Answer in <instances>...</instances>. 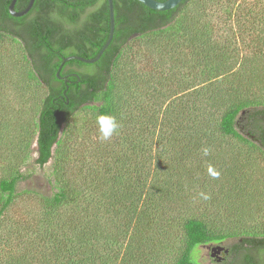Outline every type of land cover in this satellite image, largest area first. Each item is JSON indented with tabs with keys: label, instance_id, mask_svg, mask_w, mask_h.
<instances>
[{
	"label": "trees",
	"instance_id": "16d2710c",
	"mask_svg": "<svg viewBox=\"0 0 264 264\" xmlns=\"http://www.w3.org/2000/svg\"><path fill=\"white\" fill-rule=\"evenodd\" d=\"M11 1L0 0V43H18L19 57H5L0 76L38 103L32 123H18L21 152H6L0 118V230L28 198V220L6 234L29 237L40 257L7 235L0 264H200V246L225 242L222 264H264V0L168 11L114 0L101 58L62 68L104 47L108 0H36L23 17ZM84 108L119 128L76 152L72 173L70 123ZM35 139L36 164L54 162L49 195L21 188Z\"/></svg>",
	"mask_w": 264,
	"mask_h": 264
},
{
	"label": "rangeland",
	"instance_id": "374dc122",
	"mask_svg": "<svg viewBox=\"0 0 264 264\" xmlns=\"http://www.w3.org/2000/svg\"><path fill=\"white\" fill-rule=\"evenodd\" d=\"M18 47V43L9 37H6L0 43V64L4 63L5 57H19L17 55L19 52ZM3 66L4 65H2V67ZM33 90L34 89H24L22 86L19 88L13 74L7 78L5 76H0V114L3 116L0 118L2 120L5 119L6 121L10 120L7 124L9 127V133H7L9 138L5 144V148L9 149H7L6 152L10 150L21 152L22 150L21 146L23 144L17 141V126L18 123L25 124L26 126L27 124L30 125V123H32V118H35L34 109L38 102L30 95ZM70 126H74L76 130H74V135L71 137L70 142L67 143L71 152V160L68 158L66 165L73 173L72 169L76 165L74 160L81 158L77 156L76 152L80 151L83 153L85 149L92 147L95 142H97L98 137L101 136L95 112H92L89 109H81L73 120H71ZM37 148L38 144L35 139L32 144V157L28 160L23 169V172L28 178L21 183V188L32 189L39 193L49 195L52 193L50 180L53 177L52 171L54 162L52 160L45 167H39V165L36 164V158L38 156ZM1 156L3 155L0 154V157ZM2 166L3 161L0 159V175L2 174ZM26 199L28 198H24L21 200L22 202L8 211L5 217L6 222L0 230V239H3V237L5 238L8 235L13 239L12 241L15 245H19V248L22 247L30 254H33V256L40 257V255H38L39 249L36 246H33V242L29 237L6 234L16 223L25 224L28 220L26 211L32 204ZM213 245L214 243L200 246L197 251L194 252L195 259H197L200 264H218L210 256L211 249L209 247H212ZM224 245H229V242H225ZM163 264H174V259H165Z\"/></svg>",
	"mask_w": 264,
	"mask_h": 264
},
{
	"label": "water",
	"instance_id": "95a60500",
	"mask_svg": "<svg viewBox=\"0 0 264 264\" xmlns=\"http://www.w3.org/2000/svg\"><path fill=\"white\" fill-rule=\"evenodd\" d=\"M17 1L18 0H12L9 5V12L13 17H23L27 15L32 10L36 0H29L27 7L22 11H16L15 7H16ZM136 1H139L142 4L146 5L147 7L153 10H156V11H168V10H172L176 8L184 0H167L165 2H160L157 0H136ZM108 3H109V12H110V34H109L106 44L101 49L97 57H95L94 59H86L80 56H70L64 59L61 65V68L65 62L70 61V60H79V61H83L89 64L96 63L101 58V56L104 54V52L107 50V48L110 46L113 40L114 34H115V8H114V0H108ZM222 253H225V254L229 253V249L226 248L225 245L215 244L211 247L210 256L211 258L215 259L217 262H220L222 260L220 258L218 259V257L221 256Z\"/></svg>",
	"mask_w": 264,
	"mask_h": 264
},
{
	"label": "clouds",
	"instance_id": "9594fccd",
	"mask_svg": "<svg viewBox=\"0 0 264 264\" xmlns=\"http://www.w3.org/2000/svg\"><path fill=\"white\" fill-rule=\"evenodd\" d=\"M97 124L99 126V133L103 140L110 139L113 134L117 132L119 128V124L117 123L115 117L110 115H100L97 117ZM205 154H207V150H205ZM208 199L207 196L204 197Z\"/></svg>",
	"mask_w": 264,
	"mask_h": 264
},
{
	"label": "flooded vegetation",
	"instance_id": "af4514ba",
	"mask_svg": "<svg viewBox=\"0 0 264 264\" xmlns=\"http://www.w3.org/2000/svg\"><path fill=\"white\" fill-rule=\"evenodd\" d=\"M223 245H224V244H223ZM225 246H226V245H225ZM209 248L211 249V247H209ZM226 248H228V247L226 246ZM228 249H229V248H228ZM228 254H229V253H228ZM228 254L222 253L221 256L218 257V259L220 258V259H222V260H221L220 262H217V261L214 259V261L217 262L218 264H222V263L225 261V259H226V257H227ZM221 257H222V258H221Z\"/></svg>",
	"mask_w": 264,
	"mask_h": 264
}]
</instances>
